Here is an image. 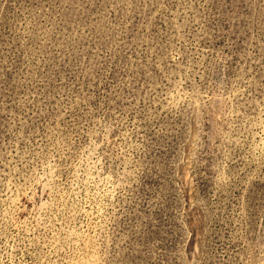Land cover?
Returning <instances> with one entry per match:
<instances>
[{"label": "rangeland", "instance_id": "rangeland-1", "mask_svg": "<svg viewBox=\"0 0 264 264\" xmlns=\"http://www.w3.org/2000/svg\"><path fill=\"white\" fill-rule=\"evenodd\" d=\"M0 264H264V0H0Z\"/></svg>", "mask_w": 264, "mask_h": 264}]
</instances>
